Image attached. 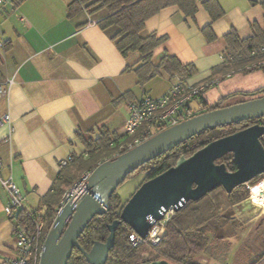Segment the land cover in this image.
Listing matches in <instances>:
<instances>
[{"label": "crops", "instance_id": "crops-1", "mask_svg": "<svg viewBox=\"0 0 264 264\" xmlns=\"http://www.w3.org/2000/svg\"><path fill=\"white\" fill-rule=\"evenodd\" d=\"M71 1L13 0L0 11V40L5 42L4 47L0 46V82L13 79L8 94L0 99V117L9 113L11 119L10 124L0 123L1 176L12 177L26 195L27 211L41 208L42 199L62 172L73 165L75 158L86 155V135L97 137L103 128L124 135L129 103L144 95L160 96L172 82L163 72L141 85L134 68L127 69L137 64L139 52L125 57L113 39L118 29L104 30L97 22L107 15L106 10L91 13L84 9L70 16ZM218 1L226 13L219 18L225 19L224 24L219 19L213 24L217 35L213 41L202 31L210 22L202 5L195 17L176 6L166 7L146 21L142 32H155L164 38L154 50V62L168 53L195 67V74L188 78L191 83L217 79L189 102L190 115L207 111L220 101L229 105L247 100L249 97L238 92H254L264 86V70H242V61L231 53L225 39L233 29L241 38H248L255 25L264 28V0ZM223 26L229 29L219 35ZM70 156L73 161L62 168L60 161ZM9 203L10 195L0 183V261L15 251L14 232L19 221L17 215H7L5 207ZM186 204L179 209L184 228L194 229L209 222L212 240L218 235L229 238L236 234L232 226L235 215L227 221L224 217L229 210L234 212L231 207L236 203L209 211L189 209ZM229 223L232 227L228 228ZM227 229L233 233L230 235ZM230 243L235 249L232 247L227 256H235L233 264H249L255 258L250 257L254 252L243 256L241 250L238 259L240 244L237 247L235 242ZM259 247L264 248V240H260ZM206 255L216 258L205 251L198 255V262L209 264ZM228 260L215 259V263L225 264Z\"/></svg>", "mask_w": 264, "mask_h": 264}, {"label": "trees", "instance_id": "trees-1", "mask_svg": "<svg viewBox=\"0 0 264 264\" xmlns=\"http://www.w3.org/2000/svg\"><path fill=\"white\" fill-rule=\"evenodd\" d=\"M200 5L205 8L210 16V22L202 28V31L209 41H213L217 37L213 24L226 13L218 0H72L68 9L70 16L84 9L91 13L101 9L106 10L107 15L100 18L97 22L104 30L110 27L118 29L113 39L125 57H128L131 52H139L140 58L137 64L128 65L127 69L134 68L138 75L139 83L143 85L163 72L169 74L171 79L176 74L183 79H188L195 74L196 69L192 64H183L176 56L168 53H165L160 60L154 62V50L164 38L159 37L155 32L148 35H143L142 32L145 29L146 21L166 7L176 6L186 15L195 17ZM225 39L230 46L231 53L236 54L242 64H244L249 61L252 48L264 45V28L255 25L253 34L248 38H241L238 32L233 29L225 35ZM255 69L264 70V66L246 69V71ZM238 94H244L249 97L248 99L263 96L264 86L254 92H238ZM222 106L225 105L220 101L207 108V110ZM188 110H191V108H188ZM254 123L264 124V116L258 119L207 129L150 160L139 169L146 172L145 180L150 179L175 165L181 156L189 157L210 141L246 128ZM83 139L86 146V155L74 159L73 165H76V172L70 171V167L63 171L54 183L52 190L42 199L40 210L44 208L42 217L45 221V231L50 229L58 214L57 210L60 207L66 186L74 183L82 172L92 171L102 161L128 150L125 147V143L128 140L126 133L124 135H114L108 129L103 128L97 137L92 133L90 136L86 135ZM219 162L225 163L230 171H234L237 168L232 153L223 156ZM247 184L237 186L231 193L225 192L231 201L230 205L249 198L250 190ZM218 189L221 191L225 190L222 187ZM218 189L214 190V193L212 192L213 197L210 198L214 205L207 206L204 209L209 211L212 208L219 207L218 194L220 191H217ZM200 201H189L186 205ZM123 205L122 199L115 192L110 198V204L106 212L96 215L80 235L79 241L85 249L89 250L94 241H105L107 239L110 233L108 225L120 217ZM181 210L172 214L165 221L164 232L156 244L144 242L134 246L129 239V235L134 232L133 228L127 223H121L116 230L115 244L110 250L105 264H140L156 259H166L170 264H201L196 257L207 251L210 243L213 242L210 234L212 232L211 224L204 222L194 229L184 228L182 226V218H180L181 213H179ZM233 214L234 212L229 210V212L224 214L225 220L229 219ZM32 218L33 214L26 210H21L17 213L18 224L22 222L31 224ZM261 230L262 228H260ZM218 238H222V236L218 235L214 240ZM146 244L149 245L152 252L149 258H143L142 256ZM68 264H88V262L82 252L75 248ZM249 264H264V250L258 253Z\"/></svg>", "mask_w": 264, "mask_h": 264}, {"label": "water", "instance_id": "water-1", "mask_svg": "<svg viewBox=\"0 0 264 264\" xmlns=\"http://www.w3.org/2000/svg\"><path fill=\"white\" fill-rule=\"evenodd\" d=\"M264 116V95L195 114L161 130L145 142L99 163L90 173L84 194L77 204L73 198L58 212L41 256L40 264H68L78 248L88 264H105L115 244L116 230L129 224L147 238L156 223L189 201H197L220 187L227 193L264 175V124L254 123L214 139L189 157L145 180L123 205L120 217L108 225L105 241H94L85 249L79 237L87 224L104 214L111 196L126 178L142 165L207 129L258 119ZM232 153L236 170L219 160ZM140 264H170L166 259Z\"/></svg>", "mask_w": 264, "mask_h": 264}, {"label": "built area", "instance_id": "built-area-1", "mask_svg": "<svg viewBox=\"0 0 264 264\" xmlns=\"http://www.w3.org/2000/svg\"><path fill=\"white\" fill-rule=\"evenodd\" d=\"M13 0H0V11L9 6ZM1 28V20H0ZM5 42L0 40V46L4 47ZM233 59L234 57L231 56ZM264 66V45L254 47L250 51V59L242 64V70L261 68ZM217 79H208L198 83H191L188 79H183L180 75H175L168 90L160 96L144 95L143 97L129 103V116L126 122V135L128 137L125 147L129 150L145 142L158 132L170 126L191 117V111L188 110V104L195 97L209 86L214 85ZM13 83L9 78L0 82V99L4 98ZM10 124L9 113L0 117V123ZM73 161L70 156L60 161V166L66 167ZM3 161L0 157V183L10 195V203L6 205L7 215H17L15 209L25 210L24 204L27 200L26 195L13 181L12 177L3 178L1 170ZM91 171L84 173L81 178L75 181L65 196L61 200L59 212L68 200L73 198L75 204L79 202L84 194L86 181ZM27 211V210H26ZM33 214L32 223L22 222L17 225L14 232L15 251L13 254L6 255L0 264H40L41 256L48 237V231H45V221L42 217V211L35 208L28 211ZM170 214V213H169ZM168 214V215H169ZM170 216L155 224L149 232L147 238L141 237L137 232L129 235L134 246L144 242L156 244L164 232V223ZM51 228V227H50Z\"/></svg>", "mask_w": 264, "mask_h": 264}, {"label": "rangeland", "instance_id": "rangeland-1", "mask_svg": "<svg viewBox=\"0 0 264 264\" xmlns=\"http://www.w3.org/2000/svg\"><path fill=\"white\" fill-rule=\"evenodd\" d=\"M219 20H220L219 23L223 22L222 24H224V20L225 19L223 20V18H222V19H219ZM259 21H262V23H263V18H261ZM225 22L227 24H229L228 21H225ZM228 27L229 26H223L221 28L222 31L221 32H217V33L219 35H223L224 33H226L228 31L227 30ZM240 97H242V96H240ZM240 97H239V99H240ZM196 104L197 103L195 101V102H193L192 105L195 107ZM225 105H227V104H225ZM69 170L76 172V165H71ZM83 173L84 172H82L75 181L79 180L80 177L83 175ZM145 178H146V172L144 170H142V169H137L134 173L129 175L126 178V180L118 187L117 194L120 196V198L122 199L124 204L132 196V194L137 190V188L145 181ZM263 180H264V176L257 177V178H255L254 180H252L251 182H249L247 184V187L250 190V195H251V187L252 186H256L257 184H259ZM72 184L65 187V191H64L63 197L65 196L67 191L70 189ZM217 191H220L219 194H218V205L220 207H222L223 209L227 208L230 205L231 201H230L229 197L226 195V193H225L226 191L223 190L224 191L223 192L220 189H218ZM212 192H209L207 195H205L204 197L199 199V201L200 200L201 201L198 202V203H189L188 208L192 209V208H194L196 206V207L202 209V208H205L207 206H211V205L213 206L214 203H212L210 198L213 197V193L215 191L213 193ZM250 195H249V197H250ZM252 206L253 205H251V202H249L248 198H246V199L236 203L234 206L231 207L233 209V211H234L235 220H236L235 223H233V225H232L233 228H234L233 230L236 232V234L235 235H231L233 233L232 230L231 229H229V230L227 229V230L230 232V235H231L230 237H234L233 241H229L230 237L229 238L222 237V238H218L216 240L213 239V242L210 243V245L208 247V250H207L209 253H211L213 256L216 257L215 259L217 261L225 262V259L226 260L229 259L225 264H233V262H234L233 258L235 256L234 255H231V257L227 256L228 251H230V249L233 247V243H230V242H235L234 244L237 247L239 246L237 244H240V247L238 248L237 252L239 254V252L244 251L243 252V256L246 255L247 253H248L247 255L249 256L250 255L249 253H253L254 252V254L252 256H250V257H255V255L257 253H261L264 250L262 247H259L260 240H264V213H261L258 210H254L252 212V210H253ZM41 207H42V205H41ZM242 207H244V209H245L244 211L245 212H242ZM38 208L40 209V207H38ZM169 213H168L169 215L167 214V216H171L175 212H169ZM201 218L202 217H200L199 219H201ZM229 220H231V219H229ZM232 226L230 224L228 226V228L232 227ZM260 228H262V230L258 231ZM228 234L229 233L227 232V235ZM256 247H257V249H256ZM144 249H145V251L143 252V255H142L143 258H149L151 256V254H152L149 245L146 244L144 246ZM234 249H235V247H233V250ZM207 256L208 255H206L205 257L207 258ZM198 257H196V259H198ZM241 257H242V253L239 254L238 259H241ZM210 258H211L210 256H208V258H207L209 260V264H216L215 263V259L213 258L214 259L213 260V259H210ZM251 259L252 258H250V260ZM236 264H238V263L236 262Z\"/></svg>", "mask_w": 264, "mask_h": 264}, {"label": "bare ground", "instance_id": "bare-ground-1", "mask_svg": "<svg viewBox=\"0 0 264 264\" xmlns=\"http://www.w3.org/2000/svg\"><path fill=\"white\" fill-rule=\"evenodd\" d=\"M248 200L251 202V205H253V210H258L261 213H264V180L256 186L251 187V195ZM244 210V207H242V211Z\"/></svg>", "mask_w": 264, "mask_h": 264}, {"label": "flooded vegetation", "instance_id": "flooded-vegetation-1", "mask_svg": "<svg viewBox=\"0 0 264 264\" xmlns=\"http://www.w3.org/2000/svg\"><path fill=\"white\" fill-rule=\"evenodd\" d=\"M262 176H264V175H260L259 177H262Z\"/></svg>", "mask_w": 264, "mask_h": 264}]
</instances>
